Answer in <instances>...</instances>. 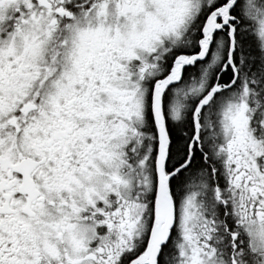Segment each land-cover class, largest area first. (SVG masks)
I'll return each instance as SVG.
<instances>
[{
  "label": "snow or ice",
  "instance_id": "1",
  "mask_svg": "<svg viewBox=\"0 0 264 264\" xmlns=\"http://www.w3.org/2000/svg\"><path fill=\"white\" fill-rule=\"evenodd\" d=\"M0 264H264V0H0Z\"/></svg>",
  "mask_w": 264,
  "mask_h": 264
}]
</instances>
